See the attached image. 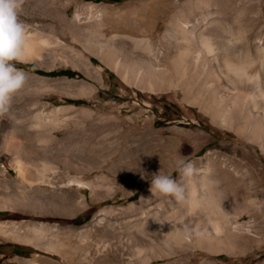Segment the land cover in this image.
Masks as SVG:
<instances>
[{"label":"rangeland","instance_id":"1","mask_svg":"<svg viewBox=\"0 0 264 264\" xmlns=\"http://www.w3.org/2000/svg\"><path fill=\"white\" fill-rule=\"evenodd\" d=\"M182 7L193 10L194 19L205 9L222 11L229 37L246 38L253 56L256 39L264 42V0H23L19 18L38 50L13 62L25 71L26 82L4 116L10 117L14 106L24 116L26 172L19 175L12 149L0 148V195L5 192L17 204L20 194L33 201L38 189V215L17 206L2 211L0 221L37 223L45 235L38 236L39 242L59 241L55 245L60 252L11 243L12 238L0 235V264H26L25 258L45 259L47 264H147L143 259L151 246L175 253L153 264L180 263L185 256L193 259L191 264H264V134L222 124L209 107L200 106L196 93L186 99L175 82H158L160 90L153 92L137 85L134 75L128 81L116 66L114 52L108 55L102 45L111 40L127 53L147 57L146 41L141 40L162 48L171 18ZM104 8L99 21L95 17ZM137 23L141 31H130ZM36 69H72L76 74L50 76ZM36 110L39 124L32 128ZM10 128L1 127L0 142L12 136ZM37 138V144L30 143ZM36 152L34 167L27 162L36 159ZM181 158L194 163V174L208 166L212 176L222 170L216 177L225 187L229 179L241 182L237 205L229 192L221 191L210 206L241 225L225 240L221 253L214 252L217 247L181 246L168 235V229L194 226L206 215L201 207L190 212L187 194L176 200L150 190L151 177L159 171L186 183L176 170ZM50 164L55 174H50ZM45 167L48 178L42 179ZM73 178L88 180L95 201L77 222L55 208L57 201L71 200L68 180Z\"/></svg>","mask_w":264,"mask_h":264},{"label":"bare ground","instance_id":"2","mask_svg":"<svg viewBox=\"0 0 264 264\" xmlns=\"http://www.w3.org/2000/svg\"><path fill=\"white\" fill-rule=\"evenodd\" d=\"M244 9L245 7L242 8L243 11ZM22 10L23 3L20 12ZM106 10L104 8V10L99 11L95 18L101 21L102 16L107 12ZM187 13L183 8L172 16L164 34L167 43L162 48L157 47L148 39L143 38L141 40L146 41L145 50L149 51L147 57L143 54L127 53L121 47L119 48L117 44L110 43V39V41H102V45L108 48V55L114 52L113 58L116 66L123 68L125 79L128 81H131L130 74L134 75L137 85L148 88L153 92L160 90L155 86L158 82H175L176 87L183 91L186 99L196 93L201 99L198 101L200 106L209 107L213 111V117L219 118L222 124L233 127L237 131L248 127L250 128V134L253 135L264 134V103H261L264 102V57L262 56L264 42L261 39H256L257 55L253 56L251 55L249 41L246 38L241 36L238 39L232 36L229 37V26L226 25L227 22L222 11L205 9L202 11L201 18L196 17L195 19L193 18V10ZM19 19L22 21L21 18ZM34 30L36 29L34 28ZM129 30L138 32L141 31V26L137 23L131 26ZM31 34L32 32L28 34L26 31V42L21 57L23 60L33 55L35 49H37L33 45L35 42L32 43L33 37ZM112 39H115L114 36ZM236 40L242 42L240 48L236 47ZM61 41L62 39L57 37V42ZM255 67L256 69H254ZM138 80L142 83H138ZM16 110L19 111V108L15 109L14 106L11 111L12 115L10 114L13 117L0 115V131L3 130L1 127L7 128L9 126L13 133L11 137L3 136L0 148L12 149L15 153L19 175H23L26 172L24 170L26 165L23 163L22 157L25 153L22 152V145H25L22 139V136L26 133L25 121H23V114L16 112ZM34 112L31 116L33 117L32 128L33 125L37 127L39 124L38 118L40 117L38 111ZM233 122L236 123V127L233 126ZM29 133L32 135V132ZM50 139L52 141L53 137ZM30 143L37 144L38 138ZM49 167H51L50 174L57 172L55 166ZM47 171L48 169L45 167L41 173L42 179L48 178L49 172ZM210 172V166L206 167L205 170H199L200 175L193 174L190 178H187L184 184V187L189 185L187 188L185 187V194L189 199L190 212L193 214L196 212L197 207H201L204 210L206 209L205 218L199 216L194 226H177L175 230H170V228L167 232L181 246L188 248L197 246L217 247L214 252L221 253L225 251L223 248L225 240L235 234L241 225L236 220L232 222L231 215L226 211L210 210V206L215 203V198L221 191L229 192L228 197H233V202L237 205L239 203L238 197L241 196L243 190L240 187L241 182H234L233 180L231 182V179H229L230 183H227L229 187H225L216 177L220 172H216L214 176L210 175ZM197 180H200V182ZM73 181L83 183V181L76 178L68 180L69 184ZM2 206H6V204L0 203V207ZM204 219L207 221L206 224L203 223ZM43 233V230L38 228L36 223H26L23 226L14 221H0V235L30 242L53 252H60V249L55 245L59 241L55 243L53 240H49L45 242V245L39 242L38 236L41 238L44 235ZM150 250L151 253L143 259L147 264H153L152 262L156 258L175 254L173 251L164 252L153 246L150 247ZM139 252L145 255L144 250L142 251L141 248ZM183 259L180 263L173 264H191L193 261L192 258L188 259L186 256ZM24 263L47 264V261L45 259L25 258Z\"/></svg>","mask_w":264,"mask_h":264},{"label":"clouds","instance_id":"3","mask_svg":"<svg viewBox=\"0 0 264 264\" xmlns=\"http://www.w3.org/2000/svg\"><path fill=\"white\" fill-rule=\"evenodd\" d=\"M22 3L23 0H0V115L10 113L14 94L26 82L25 71L13 63L21 59L26 42V26L19 19ZM176 170L183 178H190L197 171L187 158L176 161ZM150 186L153 194L160 193L176 200L185 196L184 185L160 171L152 175Z\"/></svg>","mask_w":264,"mask_h":264},{"label":"crops","instance_id":"4","mask_svg":"<svg viewBox=\"0 0 264 264\" xmlns=\"http://www.w3.org/2000/svg\"><path fill=\"white\" fill-rule=\"evenodd\" d=\"M36 159L32 160V161H28L27 164L31 163L32 165L35 164L36 162H38V154L36 152ZM43 155V154H41ZM51 163V162H50ZM53 164H50L49 166H52ZM35 167V165H33ZM31 165H28V167H33ZM79 180V179H78ZM84 180V181H83ZM81 181H83V183H80L78 181H73L72 183H70L69 185H71L70 189H71V195H69L71 197L70 201H57V205L55 208H59L61 210H64V213H68L69 215H72L73 218H76L80 215H83L87 210H89L92 206V203H94L95 201L92 202V188L90 187V185L88 183H86V181H88L87 179H82ZM82 195V197H80L79 199H77V196ZM0 203L6 204V206H2L0 207V214L2 211L5 210H9V209H14L18 206L19 209H25L26 212L33 214V215H38V189H36L33 193V201L30 195H26L25 198L24 196H22L20 194V199L19 202L13 203L8 195L4 192L3 195H0ZM84 197V198H83ZM30 199V201L26 200ZM85 200V201H84ZM57 213H63V212H59V210L57 211ZM34 223V222H33ZM32 223V224H33ZM37 224V223H36ZM9 240V239H8ZM11 243H22V244H27V245H34L33 243L30 242H23V241H19V240H10ZM15 247H17V245H14ZM38 247V246H36ZM23 248V247H22Z\"/></svg>","mask_w":264,"mask_h":264},{"label":"trees","instance_id":"5","mask_svg":"<svg viewBox=\"0 0 264 264\" xmlns=\"http://www.w3.org/2000/svg\"><path fill=\"white\" fill-rule=\"evenodd\" d=\"M25 66H27L30 69L32 68L30 65H25ZM36 71H38V72H40L42 74L50 75V76H56V75H69V76H74L76 74L72 69H61V70H53V71H43V70L36 69ZM81 216H83V215H80V216L74 218V220L76 222L79 221V219L81 218Z\"/></svg>","mask_w":264,"mask_h":264},{"label":"flooded vegetation","instance_id":"6","mask_svg":"<svg viewBox=\"0 0 264 264\" xmlns=\"http://www.w3.org/2000/svg\"><path fill=\"white\" fill-rule=\"evenodd\" d=\"M18 248V247H17Z\"/></svg>","mask_w":264,"mask_h":264}]
</instances>
